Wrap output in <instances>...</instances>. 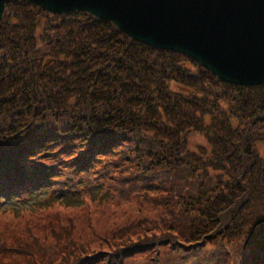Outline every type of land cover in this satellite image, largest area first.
<instances>
[{
    "label": "trees",
    "instance_id": "16d2710c",
    "mask_svg": "<svg viewBox=\"0 0 264 264\" xmlns=\"http://www.w3.org/2000/svg\"><path fill=\"white\" fill-rule=\"evenodd\" d=\"M189 133L206 146L190 150ZM261 142L264 85L223 83L85 12L6 4L0 209L89 200L114 205L109 216L120 222L111 216L94 236L86 206L79 229L84 217L59 214L13 240L0 227V255L23 264H264Z\"/></svg>",
    "mask_w": 264,
    "mask_h": 264
},
{
    "label": "water",
    "instance_id": "95a60500",
    "mask_svg": "<svg viewBox=\"0 0 264 264\" xmlns=\"http://www.w3.org/2000/svg\"><path fill=\"white\" fill-rule=\"evenodd\" d=\"M24 1L53 15L85 12L130 40L181 54L219 81L264 85V0H0Z\"/></svg>",
    "mask_w": 264,
    "mask_h": 264
},
{
    "label": "rangeland",
    "instance_id": "374dc122",
    "mask_svg": "<svg viewBox=\"0 0 264 264\" xmlns=\"http://www.w3.org/2000/svg\"><path fill=\"white\" fill-rule=\"evenodd\" d=\"M170 86H171V89L177 90V87L175 84H171ZM187 140H188L189 148L192 151H197V148L199 146H203V147L206 146L205 138L202 135L197 134V133H189L187 136ZM257 150H258L260 157H262L264 159V142L257 144ZM123 172H127V171H123ZM106 191H108V190H105V189L102 190V192H104V193H106ZM107 194L111 195V192L108 191ZM114 196H117V195L115 194ZM29 203H31V201H29ZM86 206L90 207L92 210V215H91L92 220L90 219L89 227H90V230L92 231L94 236H97V234L94 230L95 229L105 230L107 228V225H108L107 221L110 220L112 217L114 218V221L116 220V222H118V223L120 222L119 218H118V217H120L119 214L117 216L116 215H111L112 217L109 216L114 205H109V203H105V204L104 203H97L96 201L87 200L84 203L83 207H81V208L78 207V209L77 208H71V207H65V206L60 205L58 203H52V204H49L48 206L40 207L39 209H37L35 211H32L31 209L20 210L18 208L0 209V227H1V229H4L6 231V233H7L6 235L8 236V238L10 240H13L15 238V236H18L19 232L22 231L29 224L36 223L43 218L45 219V217L47 215L59 214L60 216H62L64 218L65 217L66 218L67 217L75 218L78 216H80V218L84 217L83 221L80 220L76 223L77 224L76 228L79 229V228H83L84 226H86L85 221H86V217H87V212L85 210H83V208ZM122 207H124V206H120V207H117L115 209L117 211H119V209ZM123 209L124 208H122V210ZM90 238H92V236L88 235V237H86V240H88ZM8 244H10L9 241H8ZM69 248H71V246ZM54 251L55 250H51V253ZM34 252L40 253L41 251H34ZM34 256L36 257V261L43 262L42 257L38 253H36V255H34ZM174 257L175 256L173 254V258ZM180 260H181V258H180ZM183 260H184V258H183ZM0 261L4 262V263L6 262L5 264H23L24 258L22 256H18L16 254H13L12 252H10V253L6 252V253H3L0 255ZM140 263H142V262L138 261V264H140ZM38 264H41V263H38ZM169 264H174V262L169 263ZM179 264H186V263L184 261L183 262L179 261Z\"/></svg>",
    "mask_w": 264,
    "mask_h": 264
}]
</instances>
